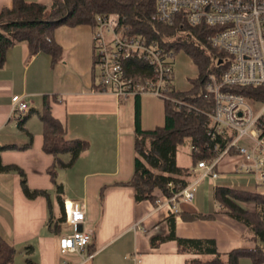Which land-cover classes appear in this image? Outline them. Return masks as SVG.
I'll use <instances>...</instances> for the list:
<instances>
[{"label": "crops", "instance_id": "obj_1", "mask_svg": "<svg viewBox=\"0 0 264 264\" xmlns=\"http://www.w3.org/2000/svg\"><path fill=\"white\" fill-rule=\"evenodd\" d=\"M24 1L50 7V0ZM9 5L10 0H0V9ZM91 36L88 24L54 28L52 38L61 50L54 62L46 53L30 54L22 42L4 52L0 66V147H4L0 164L17 168L0 171V235L13 246L10 264H61L62 260L70 264H185L187 259L201 258L179 253L174 240H158L169 235V211L149 201L136 202L132 189L120 185L133 173L134 99L121 101L96 89ZM13 95L20 96L28 107L20 125L18 112L10 109ZM43 97L48 100L50 114L63 126L64 137L87 142L71 167L55 170L62 200L76 202L84 209V227L92 231L83 251L91 257L82 263L75 254L59 252L61 229L54 235L48 225V217L57 215L58 205L46 173L53 157L41 150L38 114ZM138 105L142 129L163 124L160 98L143 94ZM58 157L66 162L70 154ZM237 160L224 159L220 172H229ZM21 177L29 190H42L46 197H24ZM213 201L215 208L202 199L197 188L192 202H180L178 214L173 215L175 236L213 239L219 253L251 247L252 243L241 238L244 226ZM198 213L212 214L213 218H191ZM152 240H156L154 246Z\"/></svg>", "mask_w": 264, "mask_h": 264}, {"label": "trees", "instance_id": "obj_2", "mask_svg": "<svg viewBox=\"0 0 264 264\" xmlns=\"http://www.w3.org/2000/svg\"><path fill=\"white\" fill-rule=\"evenodd\" d=\"M156 0H50L46 8L39 2L10 0L8 7L0 9V66L5 50L18 42L26 45L30 54L46 53L54 62L60 57L61 50L53 41L52 33L59 25H92L96 15H110L125 24L129 31L141 35L173 54L178 51L188 55L196 69V75L188 78L187 89L179 90L173 85L167 91V98H162L164 122L161 126L142 129L139 125V96H134V165L130 179L121 183L132 189L136 202L154 203L160 195L170 196L190 182V168L179 167L175 157L177 147L188 144L191 167L203 158H212L213 141L207 132L212 99L205 96L204 84L209 74L218 75L224 68L219 60L224 57L212 49L206 40L208 30L201 26L191 27L184 20L176 19L172 24H165L152 19ZM96 89L100 90L94 71ZM126 73L131 77H150L151 69L143 62L130 61L124 64ZM247 90H242L244 92ZM38 118L41 122V150L53 157V163L46 169L54 187L57 215L48 217L50 231L54 235L60 232L63 221L62 187L55 181V170L71 167L78 155L87 147V142L79 139L69 140L64 137V128L50 114L47 98H42V107ZM24 117L18 120L20 125ZM4 147H0V150ZM69 153L70 158L62 162L58 155ZM17 169L2 166L0 171ZM19 174L21 172L18 170ZM20 187L24 197H46L42 190H29L21 177ZM213 198L218 208L230 219L244 226L243 240L252 243L251 247H237L226 253L217 251L213 239L179 238L174 232V218L168 219L169 235L158 240H174L177 251L181 254L199 255L185 264H241V259H248L250 264H264V192L249 191L228 186H213ZM178 214V213H177ZM192 219H212V214H194ZM154 246L156 240L151 241ZM14 253L13 246L0 235V264H10Z\"/></svg>", "mask_w": 264, "mask_h": 264}, {"label": "built area", "instance_id": "obj_3", "mask_svg": "<svg viewBox=\"0 0 264 264\" xmlns=\"http://www.w3.org/2000/svg\"><path fill=\"white\" fill-rule=\"evenodd\" d=\"M181 19L191 27L208 30L210 47L224 54L218 75L209 74L205 96L212 99L208 136L212 158L198 160L189 172L195 177L178 192L155 200L156 208L179 212L180 202H192L205 179L252 178L264 186V0H156L152 19L172 24ZM92 28L94 71L101 92L118 100L151 94L160 99L173 87L174 54L156 41L131 33L110 15H96ZM130 61L145 63L150 77H131L124 68ZM242 90H247L241 92ZM10 109L23 117L28 107L20 96L10 97ZM237 158L229 172H220L224 159ZM63 221L57 247L61 254H75L80 263L92 231L84 227L85 211L76 202L62 201ZM61 264H70L62 260Z\"/></svg>", "mask_w": 264, "mask_h": 264}, {"label": "rangeland", "instance_id": "obj_4", "mask_svg": "<svg viewBox=\"0 0 264 264\" xmlns=\"http://www.w3.org/2000/svg\"><path fill=\"white\" fill-rule=\"evenodd\" d=\"M54 31V30H53ZM92 43V36H91ZM93 62V58H92ZM196 75L195 66L192 63L191 58L186 55L181 50L174 54L173 60V80L172 83L176 89H187L189 86L188 78L194 77ZM190 149L188 144H181L177 147L175 161L179 167H191V158H190ZM222 171L221 169H219ZM195 175L190 176V181L193 180ZM228 186L235 187L239 189L249 190V191H257L264 192V186L257 184L252 178H233L227 177L225 179H217L215 181H211L209 179H205L200 182L198 190L200 191V195L202 199L206 198L212 208H215L216 205L213 201V186ZM215 206V207H214ZM241 264H250L248 259H242Z\"/></svg>", "mask_w": 264, "mask_h": 264}]
</instances>
